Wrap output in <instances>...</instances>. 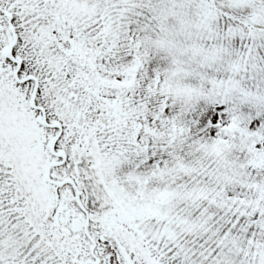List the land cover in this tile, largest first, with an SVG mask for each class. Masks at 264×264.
Masks as SVG:
<instances>
[{"label":"snow or ice","instance_id":"1","mask_svg":"<svg viewBox=\"0 0 264 264\" xmlns=\"http://www.w3.org/2000/svg\"><path fill=\"white\" fill-rule=\"evenodd\" d=\"M0 264H264V0H0Z\"/></svg>","mask_w":264,"mask_h":264}]
</instances>
